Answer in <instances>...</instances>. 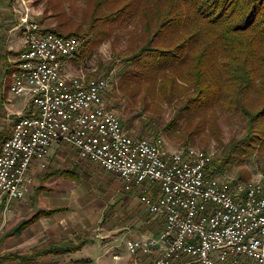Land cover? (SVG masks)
Wrapping results in <instances>:
<instances>
[{"label":"built area","instance_id":"obj_1","mask_svg":"<svg viewBox=\"0 0 264 264\" xmlns=\"http://www.w3.org/2000/svg\"><path fill=\"white\" fill-rule=\"evenodd\" d=\"M24 43L10 95L30 98L28 115L16 118L11 139L0 150V203L5 210L32 189L33 161L46 167L53 143L72 147L83 160L118 177L126 191L150 183L140 195L148 212L164 221L158 237L130 240L129 264L140 256L151 264H264V179L220 180L213 156L194 147L170 150L161 138L129 136L106 106L107 78L80 70L69 80L67 54L81 41L44 31L28 15L22 19Z\"/></svg>","mask_w":264,"mask_h":264},{"label":"trees","instance_id":"obj_2","mask_svg":"<svg viewBox=\"0 0 264 264\" xmlns=\"http://www.w3.org/2000/svg\"><path fill=\"white\" fill-rule=\"evenodd\" d=\"M37 4L43 20L54 24L44 31L85 40L76 61L89 57L91 47L102 40L121 46L112 65L122 64L118 89L142 106L128 119L129 127L138 120L139 135L157 138L162 133L177 139L182 148L197 145L196 139L207 145L214 140L222 147L219 119L229 117L239 123L242 135L229 148H221L222 153L236 152L240 165L252 159L264 164V0ZM163 104L174 112L167 121L151 115L161 118ZM145 111L151 112L146 118ZM221 158L225 167L231 164L229 157ZM216 161L212 159L211 168L219 178Z\"/></svg>","mask_w":264,"mask_h":264},{"label":"rangeland","instance_id":"obj_3","mask_svg":"<svg viewBox=\"0 0 264 264\" xmlns=\"http://www.w3.org/2000/svg\"><path fill=\"white\" fill-rule=\"evenodd\" d=\"M1 1L8 2V0ZM27 1L26 5L30 10V21L36 22L43 30L54 25L52 20H43L42 6L37 4L38 0ZM15 2H17V0ZM18 6L19 3L17 2L15 5L17 10ZM84 41L85 40H81V44ZM120 48L121 46L119 44L114 47V41L111 39L102 40L96 46L91 47V54L89 57L83 58L79 62L76 61L77 58L75 59V56L71 58L70 63H68L69 66L66 67V71L74 74L79 70H83L92 77L107 78L110 86L108 91L104 94L106 106L117 114L128 135L136 138L143 137L152 139L155 137L154 135H139V133L136 132L137 126L139 125L138 120L133 123V127H129L130 122L128 119L139 112L142 106L139 103H134L133 100L125 98L118 89L122 64L120 62L119 64L117 62H115L114 65L112 64L117 54V49ZM1 73L2 72H0V75ZM0 92L2 93V90H0ZM27 97L29 98L27 95L13 97L9 94L6 87L3 88V94H0V98L5 104L8 105L11 103L13 106L20 108L26 105L28 101ZM129 106L131 110H129ZM4 107L6 110L8 106L2 105V108ZM162 109L161 118H159V114H154L150 111H145L143 116L146 118L151 113V115L158 117L157 119L163 118L167 121L174 112L164 104ZM13 111L14 110H10V107L7 112L3 113L0 111V132L7 133L11 130L13 121L19 115L12 113ZM232 122L233 121L229 117H222L219 119L223 131L222 147L217 145L214 140H211L209 145H207L204 142L200 143L197 139V145L191 147L211 153L214 157L213 159H217L215 163L217 171L215 167L214 170L219 178H221L220 180L227 179L230 181L233 178L235 180H250L256 178L264 172V164L256 163V161L253 162L252 159L246 164L240 165V157L236 152H230L228 156L229 150L227 149L225 153H222L223 150L221 148H229L234 140H241V126L239 123ZM156 136L157 138H161L170 150L182 148V143L177 139H171L162 133H158ZM63 148L66 149L64 152L65 154L70 156L74 155V151L70 146ZM221 157H229L227 161L231 164L228 165L227 163L226 167L228 168L221 162ZM82 162L88 161L83 160ZM91 164L93 165L85 166L96 173L95 177L90 176L88 173L85 174L83 169H78L80 170L81 176H83L81 184L75 185V182L72 181L66 185H62L63 183L61 184V186H65L66 191H68L67 200L64 201L68 205L64 210L65 212H63L65 213V217L60 223L66 224L68 230L71 229L72 225L75 226L76 229L81 230L84 235V242H88V247L84 248V257H88L92 253L91 256L94 259H98L96 260V264H129L130 257L125 252V241L131 238L136 239L132 237L135 236V234L136 237H138L137 239H140L149 234L154 235L156 232H160L164 226L163 220L159 217L152 218L149 214L145 213L142 205L135 199L138 197V193H135L136 191H124L117 176L112 173H105L96 163ZM61 166L65 165L61 164ZM221 167H223V169ZM72 170L74 171L75 168H72ZM141 194L142 192L140 195ZM59 202L61 203V201ZM74 208L76 209L74 210ZM30 211L31 210H27L25 213L21 211L22 213L19 214V217L25 216L24 218L22 217V219L27 218L28 216H26V214ZM9 212L10 211L4 212V229L11 225L8 216ZM74 212H76L75 215H73ZM148 222H150L152 226L148 231H145L144 227ZM22 245L23 248L19 251L21 253H27L29 249L26 245L25 237ZM113 257H117V259Z\"/></svg>","mask_w":264,"mask_h":264},{"label":"crops","instance_id":"obj_4","mask_svg":"<svg viewBox=\"0 0 264 264\" xmlns=\"http://www.w3.org/2000/svg\"><path fill=\"white\" fill-rule=\"evenodd\" d=\"M15 1L16 0H8V2H2L0 0L1 95L3 94L4 87H6L9 92V86L18 73V56L24 43V26L22 19L25 15H28L29 18L30 10L26 5V2L28 1L17 0L19 3L18 10L15 7L17 4ZM68 63H70V59L67 62L66 67L69 66ZM12 74L14 76H12ZM2 105L8 106L6 107V110L5 107L2 108ZM9 107L10 110L15 111L12 113L19 114L18 116L28 115L32 109L30 98H28L26 105L22 108L15 107L11 103L7 105L0 98V108H2L0 111L3 113L7 112ZM13 124L11 130L13 129ZM11 130L7 133L0 132V143L10 137ZM63 147L68 146L58 143H53L50 146L49 153L45 159V168H42L41 163L38 161L32 162L28 174L33 182L32 189L30 194L26 196L24 200L11 203V207L9 206V209L7 210H5V203H3V201L0 203V264H96V260L98 259H94L91 256L92 253L88 257H84V248L88 247V242H84V235L81 230L76 229L73 225L71 226V229L68 230L66 224L60 223L65 217V213L63 212H65L64 210L68 205L64 202L67 200L68 191H66V187L61 186V184L63 183L62 185H66L71 183V181L75 182V185L81 184L83 178L79 172L81 169H83L85 174L88 173L90 176L95 177L96 173L89 170V167L85 166H92L93 164L91 163L95 162L88 160H84L88 162H82L83 159L78 156L77 152L72 147L70 148L73 149L74 155H67L64 153L66 149ZM61 164H64L65 166H61ZM72 168H75V170L73 171ZM104 172L108 173L106 171ZM122 188L126 191L123 185ZM132 191L138 193V197L135 199L142 205L144 208L143 211L149 214L152 218H155L156 216L149 213L139 199V195L141 192L143 193V191H148L153 197H156L152 185L148 183L140 189L132 188L128 192ZM59 201H61V203ZM60 209L63 210L60 211ZM75 209L76 208H74V210ZM27 210H31L26 214L28 217L22 219V217H25L22 216L20 218L19 214L22 213L21 211L25 213ZM7 211H10L8 216L11 225L4 229V212ZM70 214L72 215L71 211ZM75 214L76 212H74L73 215ZM151 226L150 222L146 223L144 227L145 231H148ZM160 232H156L154 235L149 234L140 239L147 242L148 237H158ZM24 237L29 249L27 253H21L19 251L23 248L22 243ZM132 237H135L136 239L138 238L136 237V234ZM130 240L134 239L131 238L124 243L127 255L128 251L126 244ZM140 257L139 264H151V257L145 255ZM114 259H117V257Z\"/></svg>","mask_w":264,"mask_h":264},{"label":"bare ground","instance_id":"obj_5","mask_svg":"<svg viewBox=\"0 0 264 264\" xmlns=\"http://www.w3.org/2000/svg\"><path fill=\"white\" fill-rule=\"evenodd\" d=\"M75 56V53H68L67 54V61L69 60V59H71V58H73ZM76 71V70H75ZM17 73V72H16ZM12 76H14L13 74H12ZM11 77V76H10ZM9 77V78H10ZM17 77V75L14 77V78H16ZM67 77L69 78V80H79V78H80V70L77 72V73H74V74H71V73H68L67 72ZM12 83H14V79H13V81H12ZM12 83L10 84V86H9V93H10V88H11V86H12ZM12 131V130H11ZM10 134H12V132L10 133ZM7 139H11V135H10V137H8ZM164 148H168L166 145H165V143H164ZM207 156H213L211 153H208L207 152ZM261 173V172H260ZM260 173H258V174H260ZM259 179H264V172L262 173V174H260V175H258L256 178H253V179H250V180H247L246 181V183H248V186L249 187H257V186H259ZM238 181H241V180H238Z\"/></svg>","mask_w":264,"mask_h":264}]
</instances>
